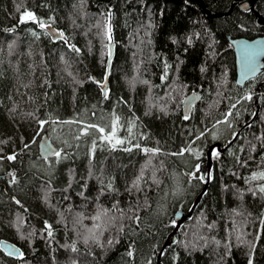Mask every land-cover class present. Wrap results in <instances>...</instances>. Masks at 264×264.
<instances>
[{"label":"trees","instance_id":"1","mask_svg":"<svg viewBox=\"0 0 264 264\" xmlns=\"http://www.w3.org/2000/svg\"><path fill=\"white\" fill-rule=\"evenodd\" d=\"M233 1L0 0V239L23 249L0 264H264V70L238 85L229 41L264 34V0L203 9Z\"/></svg>","mask_w":264,"mask_h":264},{"label":"water","instance_id":"2","mask_svg":"<svg viewBox=\"0 0 264 264\" xmlns=\"http://www.w3.org/2000/svg\"><path fill=\"white\" fill-rule=\"evenodd\" d=\"M239 1L240 0H234L231 4L230 9L224 13L212 14L210 13L209 10L205 9L204 6L203 8L205 9L207 16L224 15L230 12ZM256 1L258 0H244L243 2L240 3V6L242 8L250 7L254 9V5ZM255 12H256V18L264 23V17L260 13H258V11L255 10ZM45 24L49 25V27H45L43 28V30L46 31L54 41L63 39L66 41L69 48L71 49L73 48L74 45L73 41L66 35L63 29H59L58 27L54 26L52 23H45ZM61 33L63 34L62 36L60 35ZM229 41L232 44L235 53L236 83L242 86L251 78L256 77L264 70V34L253 38H248L245 36H237V37L230 36ZM108 48H109V55L107 59V69H106L105 78L101 83V87L103 89L104 95H106L107 88L110 82L109 81L110 68L115 56V42L111 41L109 43ZM201 95H202L201 90H192L185 95L182 102V112L184 116L187 117L189 116L193 105L199 102ZM39 150H40V156L51 157L54 156L55 153L58 151V147L52 141L50 136L47 133H44L39 141ZM2 177H8V174H0V178ZM205 189L206 186L198 196L195 203H197L200 200L201 195ZM192 211L193 209H191L188 213H186L185 210L178 209L175 212V219L178 221L175 230L179 228L180 223L185 218H189L192 215ZM173 239H175V235L173 236ZM168 240L169 238L166 240L165 244L168 243ZM0 248L8 255L11 252L12 253L11 256L13 257L20 258L23 256L22 247L9 239L1 238Z\"/></svg>","mask_w":264,"mask_h":264},{"label":"snow or ice","instance_id":"3","mask_svg":"<svg viewBox=\"0 0 264 264\" xmlns=\"http://www.w3.org/2000/svg\"><path fill=\"white\" fill-rule=\"evenodd\" d=\"M108 18H109V20L111 19V13H109V17H108ZM25 21H33V22H37V23H38V26H39L41 29H43V28H45V27H49V25H46L42 20L37 21V17H36V16L34 15V13H32V12H25V13L22 15V17H21V22L23 23V22H25ZM34 34H35V33H34ZM60 35L62 36L63 34L61 33ZM107 35H108V39H109V41H111V26H110V24L107 25ZM73 50H74V51H79L78 49H75L74 47H73ZM168 67H169L168 65H165V72H164V76L162 77V79H165V78L167 77V68H168ZM248 98L250 99L251 97H248ZM233 107H235V105H233ZM231 115H232L231 112L227 113L226 116H225V119H224L223 121H219V120L216 121V124L213 125V127H216V125H219V124H221V123L227 124L229 127H231V122L227 119V117H228V116H231ZM187 118H188V117L185 116V119H187ZM43 123H45V122L42 121L41 124L43 125ZM87 127H89V128H96L100 133H104V131H105L104 128H99V127L96 126V125H88ZM203 135H204V133H200V136H203ZM114 136H115V127L113 126V131H112V133H110L108 136H103L102 138L108 140L109 142H111V140L114 138ZM200 136H198L197 139H199ZM214 138H215V135H214ZM235 138H236V134L233 133V139H235ZM122 143H123V141H121V140H119V139H116V140H115V144H122ZM115 144L113 145V147H115ZM25 147H27V145H25ZM137 147H139V145H137ZM126 150H130V149H126ZM145 151H146V152H149V151H158V150H149V149H145ZM185 151H189V152H190V151H192V149H191V148L184 149V150H182L180 153H178V155H183ZM213 154L216 155V156H219V153H218V152H214ZM55 155H56L57 157H59V156H60V152L57 151V152L55 153ZM7 159H8V160H15L16 157H15L14 155H11V156H8ZM197 167H198V166H197ZM193 176H194V174H193ZM194 178H195V177H194ZM258 178H259V179H264V172L259 173V174H257V175H253V176L251 177V179H253V180L258 179ZM109 187H111V185H109ZM259 191H260L261 193H264V186H261V187L259 188ZM17 203H19V201H17ZM93 219L99 220V219H100V216L97 215V216L94 217ZM137 219H138V217H137ZM45 227L48 228V229H50V228H51V225H48V224L46 223V224H45ZM90 231H91V230H90ZM48 235H49V236L52 235L51 231L48 232ZM86 242H87V241H86ZM108 243L111 244L112 241H109ZM11 254H12V253L10 252L9 255H11ZM131 255H132V253L129 252V256H131ZM249 264H251V261H249Z\"/></svg>","mask_w":264,"mask_h":264},{"label":"bare ground","instance_id":"4","mask_svg":"<svg viewBox=\"0 0 264 264\" xmlns=\"http://www.w3.org/2000/svg\"><path fill=\"white\" fill-rule=\"evenodd\" d=\"M243 1H244V0H243ZM243 1H242V2H243ZM204 8H205V7H204ZM204 8H203V9H204ZM205 9H206V8H205ZM205 9H204V10H205ZM207 10H208V9H207ZM0 25H1V24H0ZM0 28H2V26H1ZM111 66H112V65H111ZM110 69H111V68H110ZM194 105H195V104H194ZM194 105H193V106H194ZM191 110H192V109H191ZM42 136H43V135H42ZM42 136H41V137H42ZM40 139H41V138H40ZM40 139H39V141H40ZM52 141H53V140H52ZM56 146H57V145H56ZM57 147H58V146H57ZM38 148H39V142H38ZM58 151H59V148H58ZM39 156H40V150H39ZM40 157H42V156H40ZM44 158H48V157H44ZM0 174H8V176L10 175V173H0ZM2 178H6V177H2ZM2 178H0V179H2Z\"/></svg>","mask_w":264,"mask_h":264},{"label":"flooded vegetation","instance_id":"5","mask_svg":"<svg viewBox=\"0 0 264 264\" xmlns=\"http://www.w3.org/2000/svg\"><path fill=\"white\" fill-rule=\"evenodd\" d=\"M239 2H241V0H240ZM239 2H238V3H239ZM233 50H234V49H233ZM251 79H252V78H251ZM247 82H248V81H247ZM247 82H246V83H247ZM182 102H183V101H182ZM232 140H233V139H232ZM48 231H51V232H52V227H51L50 229H48ZM11 241H12V240H11ZM13 242H14V241H13ZM15 243H16V242H15ZM17 244H18V243H17ZM3 252H4V251H3ZM4 253H5V252H4ZM5 254H6V253H5ZM6 255L9 256V257H13V256L8 255V254H6Z\"/></svg>","mask_w":264,"mask_h":264},{"label":"rangeland","instance_id":"6","mask_svg":"<svg viewBox=\"0 0 264 264\" xmlns=\"http://www.w3.org/2000/svg\"><path fill=\"white\" fill-rule=\"evenodd\" d=\"M203 169H205V168H203Z\"/></svg>","mask_w":264,"mask_h":264}]
</instances>
